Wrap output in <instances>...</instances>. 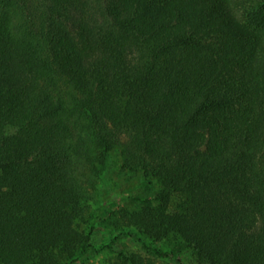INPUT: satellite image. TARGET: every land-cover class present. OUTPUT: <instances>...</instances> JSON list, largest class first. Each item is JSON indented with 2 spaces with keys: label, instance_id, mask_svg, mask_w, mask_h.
<instances>
[{
  "label": "trees",
  "instance_id": "obj_1",
  "mask_svg": "<svg viewBox=\"0 0 264 264\" xmlns=\"http://www.w3.org/2000/svg\"><path fill=\"white\" fill-rule=\"evenodd\" d=\"M113 151L158 189L95 249ZM121 237L264 264V0H0V264H94Z\"/></svg>",
  "mask_w": 264,
  "mask_h": 264
},
{
  "label": "rangeland",
  "instance_id": "obj_2",
  "mask_svg": "<svg viewBox=\"0 0 264 264\" xmlns=\"http://www.w3.org/2000/svg\"><path fill=\"white\" fill-rule=\"evenodd\" d=\"M108 164L111 174L107 180L97 183L98 188L94 192V199L90 203L87 215V218L95 219L93 240L95 249L110 243L111 238L119 231L120 226L114 224V221L121 218L119 210L136 208L138 202L132 199V196L151 195L152 190L154 192L158 189L157 185H153L151 191L138 185L144 177L141 172H122L120 170V157L117 152L113 151L110 154ZM102 202L104 212H101L99 207ZM155 245L161 248L180 247L174 237L156 241ZM119 252L137 254L144 259L146 264H197L193 252L189 249L181 248L180 262H176L158 257L139 242L127 237H121L113 243L112 250L103 248L100 252L91 251L84 257V260L94 264H109L116 259ZM75 264H80V262Z\"/></svg>",
  "mask_w": 264,
  "mask_h": 264
}]
</instances>
